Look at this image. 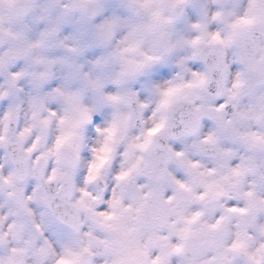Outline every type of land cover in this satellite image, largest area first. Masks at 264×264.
Segmentation results:
<instances>
[{"label": "clouds", "instance_id": "clouds-1", "mask_svg": "<svg viewBox=\"0 0 264 264\" xmlns=\"http://www.w3.org/2000/svg\"><path fill=\"white\" fill-rule=\"evenodd\" d=\"M0 264H264V0H0Z\"/></svg>", "mask_w": 264, "mask_h": 264}]
</instances>
